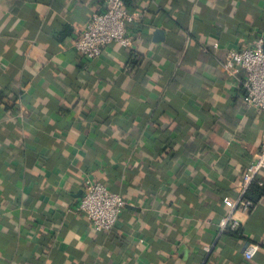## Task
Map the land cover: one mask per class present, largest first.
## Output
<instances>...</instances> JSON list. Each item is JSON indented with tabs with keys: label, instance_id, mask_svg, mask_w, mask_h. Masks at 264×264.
Returning a JSON list of instances; mask_svg holds the SVG:
<instances>
[{
	"label": "crops",
	"instance_id": "1",
	"mask_svg": "<svg viewBox=\"0 0 264 264\" xmlns=\"http://www.w3.org/2000/svg\"><path fill=\"white\" fill-rule=\"evenodd\" d=\"M103 3L0 0V264H264V194L242 235L219 230L264 138L225 70L264 37V0H138L134 46L87 59ZM86 178L127 202L111 231L77 211Z\"/></svg>",
	"mask_w": 264,
	"mask_h": 264
},
{
	"label": "built area",
	"instance_id": "2",
	"mask_svg": "<svg viewBox=\"0 0 264 264\" xmlns=\"http://www.w3.org/2000/svg\"><path fill=\"white\" fill-rule=\"evenodd\" d=\"M142 19L139 11H129L123 0H106L104 8L93 13L74 42L75 50L87 59H95L102 54L103 48L118 43L126 48L134 46L133 35L129 27L137 25ZM219 45H215L217 48ZM225 70L233 77L244 75L241 85L244 90L243 102L246 107L254 108L264 114V37L258 39L254 47L240 51H231L227 55ZM264 171V138L255 160L243 173L241 193L237 199L225 197L223 202L229 212L221 218L219 230L237 232L240 220L237 214H248L254 204L245 198L248 188L257 183L264 186L260 178ZM82 197L77 211L90 221L97 232L113 230L124 212L127 202L118 193L103 183L86 178L83 181ZM260 249L258 244H250L244 251V257L251 260ZM210 252V248H206Z\"/></svg>",
	"mask_w": 264,
	"mask_h": 264
},
{
	"label": "trees",
	"instance_id": "3",
	"mask_svg": "<svg viewBox=\"0 0 264 264\" xmlns=\"http://www.w3.org/2000/svg\"><path fill=\"white\" fill-rule=\"evenodd\" d=\"M148 1H150V0H148ZM123 2L125 4V6L127 7V9H129V11H139V12H141L144 9L143 6H141V5L138 4V0H123ZM104 6H105V4H104ZM104 6L102 8H104ZM6 91L7 90L5 89L4 91H1L0 92V101L3 100L4 93ZM263 194H264V186H259L257 183H253L248 188V190H247V192L245 194V198L247 200L252 201L253 204H254V207H255L256 203L260 200V198L263 196ZM230 234L239 235V236L242 235L241 230H239L237 232H231Z\"/></svg>",
	"mask_w": 264,
	"mask_h": 264
},
{
	"label": "water",
	"instance_id": "4",
	"mask_svg": "<svg viewBox=\"0 0 264 264\" xmlns=\"http://www.w3.org/2000/svg\"><path fill=\"white\" fill-rule=\"evenodd\" d=\"M153 8H154V6H153Z\"/></svg>",
	"mask_w": 264,
	"mask_h": 264
}]
</instances>
